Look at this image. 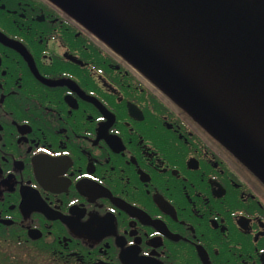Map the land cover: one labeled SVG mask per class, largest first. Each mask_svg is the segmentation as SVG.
I'll list each match as a JSON object with an SVG mask.
<instances>
[{
  "label": "flooded vegetation",
  "instance_id": "af4514ba",
  "mask_svg": "<svg viewBox=\"0 0 264 264\" xmlns=\"http://www.w3.org/2000/svg\"><path fill=\"white\" fill-rule=\"evenodd\" d=\"M0 264H264V183L47 0H0Z\"/></svg>",
  "mask_w": 264,
  "mask_h": 264
},
{
  "label": "water",
  "instance_id": "95a60500",
  "mask_svg": "<svg viewBox=\"0 0 264 264\" xmlns=\"http://www.w3.org/2000/svg\"><path fill=\"white\" fill-rule=\"evenodd\" d=\"M264 183V0H48Z\"/></svg>",
  "mask_w": 264,
  "mask_h": 264
}]
</instances>
